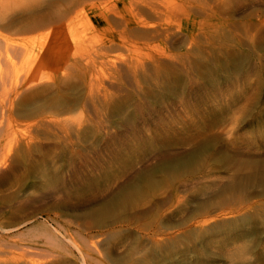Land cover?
Here are the masks:
<instances>
[{"label":"rangeland","instance_id":"374dc122","mask_svg":"<svg viewBox=\"0 0 264 264\" xmlns=\"http://www.w3.org/2000/svg\"><path fill=\"white\" fill-rule=\"evenodd\" d=\"M38 1L72 21L50 88L26 106L62 111L74 129L38 130L35 163L22 154L0 206L69 169L90 186L3 219L37 218L54 240L17 236L23 249L0 264H84L92 244L86 264H264V0ZM44 34L29 37L28 64Z\"/></svg>","mask_w":264,"mask_h":264},{"label":"bare ground","instance_id":"6f19581e","mask_svg":"<svg viewBox=\"0 0 264 264\" xmlns=\"http://www.w3.org/2000/svg\"><path fill=\"white\" fill-rule=\"evenodd\" d=\"M78 3L79 2H77V4ZM39 4L40 2L38 0H0V190L10 189L11 186H13L14 184L16 185L18 181L21 180L20 178L23 175L22 166L20 165L18 159H20L23 153L28 154L29 156L28 159L31 158V161L35 163V158L33 156V152L35 148L33 149L32 146L34 145V143L37 141V138L39 137L37 133L40 128L42 129L44 128L43 131L46 130L51 133L57 132V134H61L64 138L67 139L68 136L70 135L71 129L73 128L72 123L73 122L75 123L74 120L72 122V119L70 118L71 116L62 114L63 113L62 111L61 113L59 112L56 113L55 111L50 109V107L49 109L45 107L44 108L45 110L40 109V110L35 111L29 108L28 106H26V104L31 105L30 103H33L34 101H36V99L44 95V93L48 91V88H50V85L48 83H50L52 79L49 77L50 75L49 71H51V67H53L55 64V62H53V57H54L53 53H55L54 50L56 48L55 38L57 39L58 31L60 32V36H64L66 38L67 30H69V27L72 21V19L68 18L69 16H67L66 14L67 10H64V11L36 10L37 9L36 7L39 6ZM79 7H80V4H79ZM33 10H36V11H33ZM28 13L29 15L26 17L25 15H27ZM40 32L46 33L44 34L46 35V37L44 38L45 39L44 43L39 47V49H37L33 57L32 58L30 57L32 60L28 64V61L26 62L27 60L26 58L31 53V49L29 48L31 40L29 37L37 35V33H40ZM62 50L64 51L66 50V48H63ZM23 62H25L26 65L28 64V69L26 70L27 73L25 72V74H23L24 69L22 70L21 68V65H23ZM141 64L139 65L140 69L141 67L144 66V65L141 66ZM136 65L135 67H138ZM64 68H65L64 72H66V67ZM41 71H44L46 73L45 80L43 79V77H41V75L39 76V74L42 73ZM132 72L134 76L137 74L138 70L132 69ZM129 74H131V72ZM44 81H48V83H45ZM91 82L93 83V81ZM88 89L91 90V88H88ZM90 90H88V92ZM91 92L92 91H90V94ZM96 95L94 94V98ZM90 103H91V100H90ZM141 140L145 141V143H147L148 145L151 144L152 146L153 144V138L151 136L150 137L148 136V138L144 140L141 139ZM160 150L162 149H159L157 146H154L151 152L156 153V152H159ZM34 154H36V152ZM94 172H96V170ZM70 173L71 171L69 169L66 173H63L61 176L57 178L47 179L42 185H39L38 183H34L29 195L23 198L15 199L12 203H10L9 206H6V207L0 206V252L4 251L5 249L7 250V248L8 249H17V247L20 248L22 241L18 240L19 244H17V240H15L17 236L21 237V236L28 235L29 237L32 236L31 238H35L33 236L43 235V236L49 237L48 239H50V241L54 240V237L51 236V234L49 233L47 234L46 230H44L46 229L44 225L39 224L37 222L36 220L37 218L34 219L32 217L27 222L21 221V222L8 223L9 225L5 224L3 219H6V217H9V216L12 218V216L18 215V213H21L25 208L27 207L29 208V207L34 206L35 204H38L39 201L41 200V197L45 198V196L50 195L51 192L53 193L54 191H59L64 194H68L70 192H73V190L83 191V187L89 188L90 183H85L81 187H79L77 184H74L71 179ZM82 179H84L83 176H82ZM262 179L264 180V177ZM198 182L199 181H197V183ZM222 187L224 188V186ZM235 187H236V184L232 183L231 185H228L227 189L228 188L234 189ZM48 197L49 196H47L46 198ZM29 223H32L31 227H29L27 230L25 229L26 230L25 232L16 234L17 232L20 231V228L27 227ZM59 227L60 226H58V228ZM54 242L56 243V241ZM93 246H94L93 244L88 246L85 256L84 257L82 256V261L84 264H86V262L90 261L91 259H92L91 261L94 260L93 248H92ZM51 256L52 257L48 262L46 263L41 262L40 264H62L63 263L62 260H64V258L61 257L60 255L55 256V254L53 255L51 254ZM99 264H100V261H99Z\"/></svg>","mask_w":264,"mask_h":264}]
</instances>
